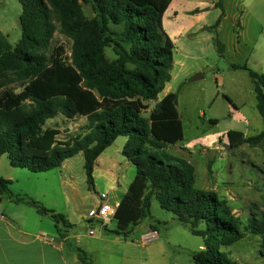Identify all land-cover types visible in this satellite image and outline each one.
<instances>
[{
	"label": "trees",
	"instance_id": "1",
	"mask_svg": "<svg viewBox=\"0 0 264 264\" xmlns=\"http://www.w3.org/2000/svg\"><path fill=\"white\" fill-rule=\"evenodd\" d=\"M81 1L92 7L93 18L85 16ZM172 1L19 0L21 39L12 47L2 37L0 45V157L6 155L14 168L39 174L83 154L87 183L94 191L96 161L116 139L127 138L124 156L136 176L114 216L115 230L103 226V231L127 240L146 219L156 229L159 222L151 213L155 197L165 212L204 238L195 264H237L219 249L245 238L227 200L216 191L197 189L194 164L168 151L184 138L179 92L158 100L172 80L174 45L162 28ZM58 29L72 41L71 57L63 46L52 44ZM215 41L224 55V45ZM108 50L115 56L112 61ZM232 67L244 69L253 81L264 125V74L246 65ZM13 82H22L20 92L4 88ZM59 115L86 117V132L62 141L57 129L44 130ZM227 138L232 148H254L264 144V129L249 137L229 131ZM11 186L12 181L0 178V196L50 218L60 238L75 229L65 215L14 194ZM247 230L264 235V218H251ZM69 246L82 264H93L84 250Z\"/></svg>",
	"mask_w": 264,
	"mask_h": 264
},
{
	"label": "rangeland",
	"instance_id": "2",
	"mask_svg": "<svg viewBox=\"0 0 264 264\" xmlns=\"http://www.w3.org/2000/svg\"><path fill=\"white\" fill-rule=\"evenodd\" d=\"M196 1H203L205 5L199 6L200 15L194 19L196 23L200 21V25L207 24L206 28L195 35L194 44H187L183 39L172 41L176 60L184 62L185 70L189 73L200 69L203 78L190 83L188 80L195 75L192 74L181 86L182 77L178 75L171 84L173 93L179 92L184 138L177 145L170 146L168 151L193 163L197 172L195 187L216 191L221 199L227 200L241 224L245 238L232 245H220V252L237 264H264V235H254L247 230L251 218H264V144L254 148L248 145L232 148L227 138L229 131L243 132L249 137L258 135L264 129L253 92V81L247 71L232 67L246 65L256 73L264 74V0ZM219 1L221 4H217ZM82 5L85 16L93 18L92 7ZM21 11L19 0H0V26L4 28L8 23L14 45L22 36L19 21ZM170 24L168 27L171 31ZM210 36L214 37L213 41ZM217 39L225 47L224 55L219 53ZM52 44L63 46L65 56L71 57L72 41L59 29L54 34ZM178 49L190 57L177 55ZM106 57L112 61L115 56L108 50ZM178 70L179 67L175 75ZM21 83L6 84L4 88L18 93L22 90ZM212 120L218 123L213 124ZM87 124L88 120L83 116L67 119L59 115L49 120L44 130L57 129L60 132L57 138L65 141L84 134ZM126 139L119 138L115 146L120 147ZM214 139L217 141L212 143ZM71 164L74 182L86 188L84 156L74 158ZM131 168L136 172L133 165ZM93 176L94 184H108L112 180L104 171L94 172ZM151 213L159 222L163 250L156 258L149 259V263L142 256V264H195L193 257L201 252L204 238L193 235L172 213L165 212L155 197L152 198ZM141 223L146 226L152 221L146 219ZM87 224V221H83V225ZM115 227L116 223L112 221L110 228Z\"/></svg>",
	"mask_w": 264,
	"mask_h": 264
},
{
	"label": "crops",
	"instance_id": "3",
	"mask_svg": "<svg viewBox=\"0 0 264 264\" xmlns=\"http://www.w3.org/2000/svg\"><path fill=\"white\" fill-rule=\"evenodd\" d=\"M178 2L180 4H174ZM217 4H221V1ZM204 5L203 1L196 0L172 1L162 20L163 31L172 43L181 39L187 44L196 42L195 35L207 26L195 21L197 15H200L199 6ZM223 8L225 9V5ZM169 23H171V31L168 27ZM2 37L12 47L20 41L15 45L11 43L8 23L4 28L0 26V45L4 46ZM210 40L213 41L214 37L210 36ZM182 52L180 53L178 49L177 55L190 57L185 51ZM173 59L172 80L159 95V101L167 94L173 93L171 84L178 75L182 77L180 79L182 86L187 82L188 76L201 72L200 69H194L193 73L186 71L185 63L176 60L175 52ZM177 67L179 70L175 75ZM117 141L118 139L95 163L94 172L104 171L112 177V180L108 184H94V191L89 188L88 183L86 188H81L82 184L74 182L71 161L83 154L66 160L58 169L39 174L27 169L14 168L6 155L0 157V178L12 181L11 190L14 194L27 195L43 203L48 209L65 215L69 224L75 226V229L70 230L67 237L62 239L57 234L56 224L50 218L41 216L31 207L16 204L9 198L0 196V264H82L76 252L69 246L71 243L84 250L93 264H142V256L149 263V259L160 255L164 242L160 236L159 224H155L156 229H152V223L146 226L140 223L133 229L131 238L127 240L103 231V226L115 230L116 227L110 228L114 219L105 225L96 220L91 224L83 225V221L89 222V213L100 205L101 195H106V199L102 202L119 205L136 176V172L131 168L132 163L123 152L128 140L126 139L120 147L115 146ZM216 141L214 139L211 142ZM155 230L159 238L143 245L140 241L142 237ZM91 231H94L93 235L90 234Z\"/></svg>",
	"mask_w": 264,
	"mask_h": 264
},
{
	"label": "built area",
	"instance_id": "4",
	"mask_svg": "<svg viewBox=\"0 0 264 264\" xmlns=\"http://www.w3.org/2000/svg\"><path fill=\"white\" fill-rule=\"evenodd\" d=\"M106 199V195H101V203L94 211L89 213L90 220H96L101 222L103 225L110 222L114 219L115 214L117 213V209L119 205H110L106 202H102ZM91 235L94 234V231L90 232ZM159 238V234L156 231H152L149 234L142 237L140 241H142L143 245H147L154 240Z\"/></svg>",
	"mask_w": 264,
	"mask_h": 264
},
{
	"label": "water",
	"instance_id": "5",
	"mask_svg": "<svg viewBox=\"0 0 264 264\" xmlns=\"http://www.w3.org/2000/svg\"><path fill=\"white\" fill-rule=\"evenodd\" d=\"M202 78H203V75H202L201 73H197V74H195L194 76H192V77L188 80V82L192 83V82L198 81V80H200V79H202Z\"/></svg>",
	"mask_w": 264,
	"mask_h": 264
}]
</instances>
